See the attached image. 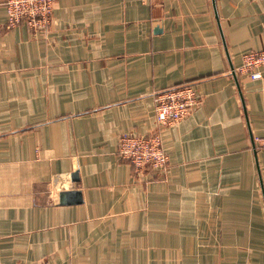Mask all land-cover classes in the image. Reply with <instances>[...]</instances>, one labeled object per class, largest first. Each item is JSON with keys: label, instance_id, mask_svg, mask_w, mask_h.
Here are the masks:
<instances>
[{"label": "crops", "instance_id": "0c3cea01", "mask_svg": "<svg viewBox=\"0 0 264 264\" xmlns=\"http://www.w3.org/2000/svg\"><path fill=\"white\" fill-rule=\"evenodd\" d=\"M7 17L0 0V264H264V65L234 72L264 49V0ZM187 83L202 100L162 132L168 169L134 173L120 135L151 133L155 93Z\"/></svg>", "mask_w": 264, "mask_h": 264}, {"label": "built area", "instance_id": "2783aa9c", "mask_svg": "<svg viewBox=\"0 0 264 264\" xmlns=\"http://www.w3.org/2000/svg\"><path fill=\"white\" fill-rule=\"evenodd\" d=\"M7 8L6 28L25 22L33 30L47 31L56 0H4ZM264 65V49L243 56L242 64L234 70L252 79L261 77L259 68ZM202 95L192 84H183L155 93V129L148 134L123 133L119 137L118 155L133 165L134 173L146 169L159 173L168 169L169 155L164 148L162 132L178 122L201 103ZM256 149H264V133L257 137Z\"/></svg>", "mask_w": 264, "mask_h": 264}, {"label": "water", "instance_id": "95a60500", "mask_svg": "<svg viewBox=\"0 0 264 264\" xmlns=\"http://www.w3.org/2000/svg\"><path fill=\"white\" fill-rule=\"evenodd\" d=\"M73 180L74 181H78L79 180V176H78V172H75L74 174H72ZM81 190L79 189H69V190H65L61 192V202L62 203H80L82 202V195H81Z\"/></svg>", "mask_w": 264, "mask_h": 264}]
</instances>
